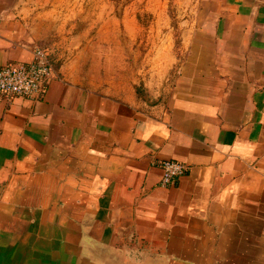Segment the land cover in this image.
<instances>
[{
    "label": "crops",
    "instance_id": "1",
    "mask_svg": "<svg viewBox=\"0 0 264 264\" xmlns=\"http://www.w3.org/2000/svg\"><path fill=\"white\" fill-rule=\"evenodd\" d=\"M203 1L141 86L85 14L0 0V66L54 69L0 94V264H264V0ZM169 159L189 171L164 187Z\"/></svg>",
    "mask_w": 264,
    "mask_h": 264
},
{
    "label": "rangeland",
    "instance_id": "2",
    "mask_svg": "<svg viewBox=\"0 0 264 264\" xmlns=\"http://www.w3.org/2000/svg\"><path fill=\"white\" fill-rule=\"evenodd\" d=\"M31 5L56 13L59 22L85 14L92 50L111 63L120 55L122 76L138 79L141 86L160 71L155 60L162 52L177 51L183 31L201 22L208 7L203 0H33Z\"/></svg>",
    "mask_w": 264,
    "mask_h": 264
},
{
    "label": "built area",
    "instance_id": "3",
    "mask_svg": "<svg viewBox=\"0 0 264 264\" xmlns=\"http://www.w3.org/2000/svg\"><path fill=\"white\" fill-rule=\"evenodd\" d=\"M53 64L47 48L36 47L30 63H13L0 66V94L39 99L53 76ZM163 171L161 185L170 187L185 176L189 165L176 159L159 162Z\"/></svg>",
    "mask_w": 264,
    "mask_h": 264
}]
</instances>
